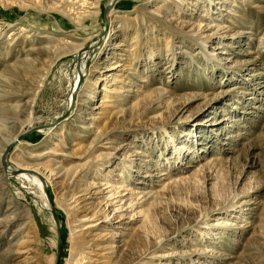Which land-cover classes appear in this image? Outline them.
Segmentation results:
<instances>
[{"label": "rangeland", "instance_id": "rangeland-1", "mask_svg": "<svg viewBox=\"0 0 264 264\" xmlns=\"http://www.w3.org/2000/svg\"><path fill=\"white\" fill-rule=\"evenodd\" d=\"M112 1L0 0V264H264V0Z\"/></svg>", "mask_w": 264, "mask_h": 264}, {"label": "bare ground", "instance_id": "bare-ground-1", "mask_svg": "<svg viewBox=\"0 0 264 264\" xmlns=\"http://www.w3.org/2000/svg\"><path fill=\"white\" fill-rule=\"evenodd\" d=\"M73 95H74V99L73 100H74V103H75V101L78 100V96H79L78 91L77 90L74 91ZM71 106H72V104H71ZM7 147L8 146L6 144L4 146V149H6ZM4 151H6V150H3V152ZM1 157H2V155H1ZM1 157H0V170L3 172L4 179L9 178L10 174H12V173H15V174L17 173L18 177H27V174H25V172H32L35 175V176H32V181L35 183V185L38 187L39 190H41L42 187L44 188L43 183L46 181V179L44 178L43 174L36 173V171L30 170V169H27V168H19L18 167L17 169L11 170V169H9L7 167V165L3 166V164L1 163Z\"/></svg>", "mask_w": 264, "mask_h": 264}, {"label": "water", "instance_id": "water-1", "mask_svg": "<svg viewBox=\"0 0 264 264\" xmlns=\"http://www.w3.org/2000/svg\"><path fill=\"white\" fill-rule=\"evenodd\" d=\"M114 1H116V0H113L112 3H114ZM112 3H111V4H112ZM26 134H28V132H26ZM1 163H2V162H1ZM3 166H5V165L3 164ZM49 212L51 213V215H52V217H53V219H54V222H55V224H56V228H57V223H56V218H55V211H54L52 208H50V209H49ZM57 241H58V244H59V231H58V228H57ZM57 247H59V246H57ZM58 253H59V250H58V248H57L56 259L58 258Z\"/></svg>", "mask_w": 264, "mask_h": 264}]
</instances>
